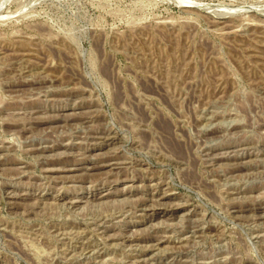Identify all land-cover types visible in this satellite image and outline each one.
I'll use <instances>...</instances> for the list:
<instances>
[{
    "label": "rangeland",
    "instance_id": "1",
    "mask_svg": "<svg viewBox=\"0 0 264 264\" xmlns=\"http://www.w3.org/2000/svg\"><path fill=\"white\" fill-rule=\"evenodd\" d=\"M0 264H264V0H0Z\"/></svg>",
    "mask_w": 264,
    "mask_h": 264
}]
</instances>
